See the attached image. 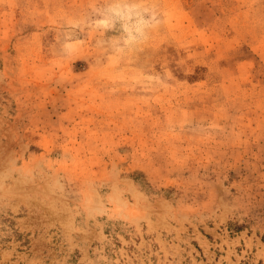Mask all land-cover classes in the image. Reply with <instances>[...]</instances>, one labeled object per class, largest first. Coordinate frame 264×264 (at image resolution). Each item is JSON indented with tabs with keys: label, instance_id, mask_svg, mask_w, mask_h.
Wrapping results in <instances>:
<instances>
[{
	"label": "rangeland",
	"instance_id": "374dc122",
	"mask_svg": "<svg viewBox=\"0 0 264 264\" xmlns=\"http://www.w3.org/2000/svg\"><path fill=\"white\" fill-rule=\"evenodd\" d=\"M0 264H264V0H0Z\"/></svg>",
	"mask_w": 264,
	"mask_h": 264
}]
</instances>
